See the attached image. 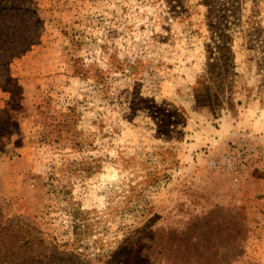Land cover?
<instances>
[{
	"label": "rangeland",
	"instance_id": "1",
	"mask_svg": "<svg viewBox=\"0 0 264 264\" xmlns=\"http://www.w3.org/2000/svg\"><path fill=\"white\" fill-rule=\"evenodd\" d=\"M229 1L0 0V227L74 264H264V0ZM220 34L216 118L193 86Z\"/></svg>",
	"mask_w": 264,
	"mask_h": 264
},
{
	"label": "trees",
	"instance_id": "2",
	"mask_svg": "<svg viewBox=\"0 0 264 264\" xmlns=\"http://www.w3.org/2000/svg\"><path fill=\"white\" fill-rule=\"evenodd\" d=\"M203 4L208 8L207 18L211 21L217 18L216 7L220 3L219 0H202ZM238 0L226 2L224 11L237 9L235 4ZM229 16L223 15L219 21L225 30L230 28ZM217 27L210 23L209 30L211 33L216 32ZM260 31V30H258ZM264 44V38L260 40ZM232 39L226 34H220L218 39L212 38L209 45L206 46V62L203 74L197 79L193 86V100L197 107L210 108L213 116L221 117L223 109L235 116L237 115L236 106L241 102H235V81L236 73L234 71V53L232 51ZM263 81L261 82V84ZM262 87V86H261ZM10 228V230H9ZM0 227V264H43L40 260L46 248L34 250L37 247L36 237L25 235L17 241V233H13V226ZM7 236H9L7 238ZM39 247V246H38ZM26 248V249H25ZM53 256H44L48 258L50 263L65 262L66 264H74V259H80V255L67 258L69 254L54 252ZM43 257V258H44Z\"/></svg>",
	"mask_w": 264,
	"mask_h": 264
},
{
	"label": "built area",
	"instance_id": "3",
	"mask_svg": "<svg viewBox=\"0 0 264 264\" xmlns=\"http://www.w3.org/2000/svg\"><path fill=\"white\" fill-rule=\"evenodd\" d=\"M247 152V151H245ZM234 154H229L226 157H222V159L219 162L216 161H210L209 165L213 168H232V160H233Z\"/></svg>",
	"mask_w": 264,
	"mask_h": 264
}]
</instances>
